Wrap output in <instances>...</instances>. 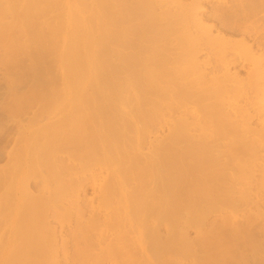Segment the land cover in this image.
<instances>
[{
	"label": "bare ground",
	"instance_id": "bare-ground-1",
	"mask_svg": "<svg viewBox=\"0 0 264 264\" xmlns=\"http://www.w3.org/2000/svg\"><path fill=\"white\" fill-rule=\"evenodd\" d=\"M9 96L0 264H264V0H0Z\"/></svg>",
	"mask_w": 264,
	"mask_h": 264
},
{
	"label": "rangeland",
	"instance_id": "rangeland-1",
	"mask_svg": "<svg viewBox=\"0 0 264 264\" xmlns=\"http://www.w3.org/2000/svg\"><path fill=\"white\" fill-rule=\"evenodd\" d=\"M13 102V97L9 96L7 99L5 100H1L0 99V106L2 104H11ZM42 106L41 102H36L35 104H33V106H29V107H24L23 110L21 112L18 113L19 115V119L17 120H22V127H19L18 125L16 126L15 124L13 125L12 122H8L6 119H4V117L6 118L7 115H4L3 118L0 117V153L3 152V158L0 157V171L4 170V169H8L11 164L13 163L11 160V156L14 152L18 151L19 148H21L23 146V142H19L20 137L22 136L23 133L28 131V128L35 130L37 127H33V125L29 124L30 118L33 116V113L37 112ZM48 118H53L55 117V115H47ZM4 119V120H3ZM5 122V123H4ZM3 123V124H2ZM6 126H5V125ZM7 128H9V130L7 131L6 135H4V133L6 132ZM150 132L155 133L157 131V126L151 124L150 128H149ZM154 139V136L151 138ZM5 143H7V145H5L6 147H4ZM4 150H2L3 148ZM148 149H145L144 152H147ZM109 172L106 171L103 174H101L99 176V179H103L104 177L108 176ZM98 178V177H97ZM14 194H18L20 195V191H17V189H14ZM6 188L1 189L0 190V196H2L5 192H6ZM87 198H92V190H89L88 194H87ZM64 212V211H62ZM66 224V223H65ZM52 226H58L56 223H52ZM75 229V224H72V227L70 230H74ZM68 229L66 228L65 231H67ZM141 234L144 233V230L141 228L140 229ZM195 236V235H193ZM81 261L79 260V263ZM46 264H51V261H47Z\"/></svg>",
	"mask_w": 264,
	"mask_h": 264
}]
</instances>
